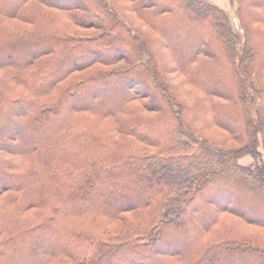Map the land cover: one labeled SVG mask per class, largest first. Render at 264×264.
Here are the masks:
<instances>
[{"label":"trees","instance_id":"obj_1","mask_svg":"<svg viewBox=\"0 0 264 264\" xmlns=\"http://www.w3.org/2000/svg\"><path fill=\"white\" fill-rule=\"evenodd\" d=\"M201 1L0 0V264H264V0Z\"/></svg>","mask_w":264,"mask_h":264},{"label":"rangeland","instance_id":"obj_2","mask_svg":"<svg viewBox=\"0 0 264 264\" xmlns=\"http://www.w3.org/2000/svg\"><path fill=\"white\" fill-rule=\"evenodd\" d=\"M203 2L217 6L218 8L226 12L230 19L233 29L236 31V33L239 34V36L242 37L244 31H243V27L240 24V20L237 14V7H236L237 0H233V1L232 0H202L201 3ZM132 24L134 26H139L144 30L152 33L151 29L142 20L135 18V16H134V21L132 20ZM173 77H174V81L179 83L181 76L174 75ZM220 133L223 134V132ZM131 262H132L131 264H134L136 260H132Z\"/></svg>","mask_w":264,"mask_h":264}]
</instances>
